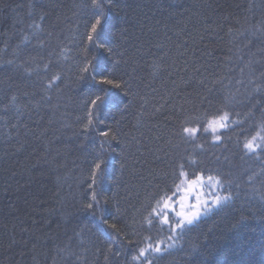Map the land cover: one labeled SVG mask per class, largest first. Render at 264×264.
<instances>
[{
	"label": "trees",
	"instance_id": "16d2710c",
	"mask_svg": "<svg viewBox=\"0 0 264 264\" xmlns=\"http://www.w3.org/2000/svg\"><path fill=\"white\" fill-rule=\"evenodd\" d=\"M100 2L0 0V264H264V0ZM199 175L226 199L177 227Z\"/></svg>",
	"mask_w": 264,
	"mask_h": 264
},
{
	"label": "rangeland",
	"instance_id": "374dc122",
	"mask_svg": "<svg viewBox=\"0 0 264 264\" xmlns=\"http://www.w3.org/2000/svg\"><path fill=\"white\" fill-rule=\"evenodd\" d=\"M223 117L213 119L208 123L207 128L211 134H216L221 129L220 124L225 122ZM225 199V195L220 191V181L216 177L202 175L193 179L183 177L176 194L162 201L160 213L166 215L168 211L172 212L178 217L179 227H182L188 224L184 221L185 216L199 211V215L192 220L194 221L206 215L212 208H216ZM182 221L184 222L181 223Z\"/></svg>",
	"mask_w": 264,
	"mask_h": 264
},
{
	"label": "snow or ice",
	"instance_id": "6c2138e0",
	"mask_svg": "<svg viewBox=\"0 0 264 264\" xmlns=\"http://www.w3.org/2000/svg\"><path fill=\"white\" fill-rule=\"evenodd\" d=\"M91 3L96 8H101V9L103 8V5L100 2V0H91ZM102 17H103V11H101L100 14L91 23L90 32H89L88 37H87L89 41H94V39L96 38V34H98V31H99V29H100V27L102 25ZM99 47L100 48H104L105 45L104 44H100ZM108 51L111 52L112 49H108ZM83 71H87V68L83 69ZM99 83L110 85V86H112V87H114L116 89H123L126 86L123 81L117 80V79H110V78H108L106 76L105 77H101V79L99 80ZM101 99L102 98L100 96H96L95 99H92L90 101V103H91V105L96 106L97 101H100ZM222 119L223 120H227L228 119L227 114H225ZM92 123H93L92 115H91V113H89L88 121L84 125V127L88 128ZM226 126L227 125L224 124V123L220 124L221 128H225ZM184 131L188 132V133H192V132H195L196 129L185 128ZM100 135L102 137H104L106 140L108 138H111V139H116L117 138L115 135H110V133L108 131L101 132ZM216 139L219 140L220 137L217 136ZM244 147L247 148L248 150L252 151V150H254V148L259 147V145H254L252 141H249V142H247L244 145ZM104 163H105V160H104L103 156L95 159L94 169H93V172H92L93 181H95V177H96L97 173L102 171V165H104ZM93 199H95V195H93ZM87 207L88 208H92L93 206L91 204H89V205H87ZM198 215H199V211L193 212L190 215L185 216L184 217V221H187L188 223H191L192 220ZM184 221H182L181 223H183ZM111 227L115 228V225H111ZM177 227H179V225H177ZM116 255H119V253H116Z\"/></svg>",
	"mask_w": 264,
	"mask_h": 264
}]
</instances>
